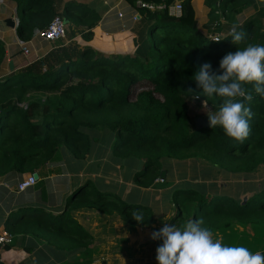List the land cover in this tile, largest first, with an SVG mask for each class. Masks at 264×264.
Here are the masks:
<instances>
[{
	"label": "trees",
	"instance_id": "obj_1",
	"mask_svg": "<svg viewBox=\"0 0 264 264\" xmlns=\"http://www.w3.org/2000/svg\"><path fill=\"white\" fill-rule=\"evenodd\" d=\"M12 1L17 3L16 32L22 42L30 41L58 14L70 28L66 40L54 41L47 54L0 78V176L30 169L31 164L34 170V166L55 158L62 147L79 159L85 158L92 148L86 129L114 132V156L123 163L137 161L133 167L140 169L134 182L148 189L162 178L163 158H199L221 172L237 175L264 167V98L255 93L252 84L244 85L254 98L250 104L245 102L251 110V131L243 143L227 137L219 125H195L188 105L189 98L198 96L199 102L205 100L212 110L219 109L222 98L203 95L195 73L206 62L219 73V62L226 53L250 44L264 45L260 18L240 24L238 15L223 5L213 8L209 22L199 28L193 0H184L180 17L171 15L167 8L152 11L138 6L139 0H126L140 11L145 26L138 32L133 54L106 55L72 39L77 34L86 42L93 39L101 16L88 4L69 0L59 12L57 0ZM141 1L170 5L175 0ZM234 24L246 34L237 45L231 42ZM6 53L0 42V69ZM162 179L168 183V175ZM93 186L87 181L76 190L67 201V210L54 221L43 218V210H34L20 228L22 216L28 212L24 210L9 216L7 230L14 235L37 233L59 248H88L91 235L70 209L93 207L119 214L125 222L141 227L157 221L151 207ZM171 190L173 224L202 220L201 227L213 236L220 235L225 245L264 254V181L259 185L249 182L237 196L227 189L214 195L193 188ZM243 192L249 194L243 198ZM134 211L143 215V222L133 218ZM243 231H253L255 243L250 244Z\"/></svg>",
	"mask_w": 264,
	"mask_h": 264
},
{
	"label": "crops",
	"instance_id": "obj_2",
	"mask_svg": "<svg viewBox=\"0 0 264 264\" xmlns=\"http://www.w3.org/2000/svg\"><path fill=\"white\" fill-rule=\"evenodd\" d=\"M67 1L69 0L56 1L59 12L64 9ZM76 1L84 2L96 10L100 14L101 20L93 29L94 36L91 41H84L80 34L72 38L74 41L81 45H91L106 55L133 54L135 52L138 32L142 31V26H145L138 9L133 8L126 0ZM193 2L198 15L199 28L204 27L209 22L213 8L225 5L226 8L238 15V23L240 24L250 18H260V31L264 32V4H261L260 0H193ZM220 12L222 13L221 10ZM119 13H122L121 17ZM134 16L137 17L136 20H134ZM17 25V3L12 0H0V42L6 46L7 50L0 69V78H4L30 64L52 49V47L49 48V43L53 44V42L44 40L37 33L30 41L22 42L16 32ZM67 27L70 28L69 22H67ZM67 42L69 43L70 39H67ZM23 44L30 47L31 54L26 55L23 52ZM11 61L14 63L13 68L10 66ZM98 134L93 136L91 151L83 159L75 157L66 148L67 151L60 150L51 161L34 166V170L32 169L34 164H31L30 169L12 171L0 176V229H7V220L10 215L24 210L28 212L22 216L23 222L18 221V224L21 222L20 228H24V221L30 218L33 214L31 211L34 210H43L45 214L42 217L54 221L55 216L67 210L69 197L87 181L96 182L99 179L107 181L118 178L123 187L127 186L129 183L122 179V176L124 177L121 172L120 162L122 161L113 153L114 135L104 136L105 139H108V142L104 144L101 138L103 134L100 132ZM112 157H115V163L111 167V173H107L104 163ZM139 169L138 166L134 172ZM34 172L39 175L36 183L24 190H19L18 185ZM133 185L146 191L148 189L137 185L134 181ZM94 187L96 188L95 184L92 188L94 189ZM100 190L114 192L111 189ZM126 190L125 188L123 192L125 193ZM138 202L141 203V201ZM154 202L157 206H161L160 200H154ZM170 209L168 216L160 217L161 212L155 213L158 218L157 221L148 227H141L125 222L119 214H107L93 207L73 208L70 209V213L91 235L92 242L88 248L66 245L59 248L58 245L47 241L37 233L16 232L13 243L0 251V264H94L100 255L122 253L119 250L115 252L110 248L108 250L100 248L97 241L102 238L94 233L92 223L87 219L92 221L97 218H118L124 223L122 226L127 225L131 231L135 232L137 229L139 231L147 230L158 223L173 224L171 217L174 211L172 208ZM182 224L173 225L181 228ZM9 226L11 227L10 224Z\"/></svg>",
	"mask_w": 264,
	"mask_h": 264
},
{
	"label": "clouds",
	"instance_id": "obj_3",
	"mask_svg": "<svg viewBox=\"0 0 264 264\" xmlns=\"http://www.w3.org/2000/svg\"><path fill=\"white\" fill-rule=\"evenodd\" d=\"M260 3L264 4V0ZM237 29L234 24L230 33L234 45L246 39V34ZM219 70L214 72L211 63L206 62L194 77L203 95L222 98L217 111H207L209 127L219 125L227 137L243 143L251 131V110L245 102L250 104L254 98L244 85L252 84L255 93L264 98V45L250 44L243 50L226 53ZM132 216L138 222L144 221L141 213L134 211ZM202 223L190 219L181 228L166 223L154 231L150 238L162 240L156 248L158 264H264V254L225 245L221 239H214L208 228L201 227Z\"/></svg>",
	"mask_w": 264,
	"mask_h": 264
},
{
	"label": "rangeland",
	"instance_id": "obj_4",
	"mask_svg": "<svg viewBox=\"0 0 264 264\" xmlns=\"http://www.w3.org/2000/svg\"><path fill=\"white\" fill-rule=\"evenodd\" d=\"M52 45L53 44L49 43V48H51ZM188 105L189 114L195 125L200 126L209 124L207 111H214L210 106L204 107L196 97L189 98ZM86 131L90 133L91 142L93 136L99 135L98 132L103 134L101 138L104 144L108 142V139H105L104 136L110 137L113 134L115 137V133L109 130L94 132L96 130L86 129ZM60 150L67 151L66 147H62ZM114 160L115 157H112L104 163L107 173H111L110 170L115 163ZM133 162L137 161L120 162L122 166L121 172L124 175L122 179L129 183L127 186L123 187L118 178L107 181L99 179L93 183L97 190L111 189L122 199L132 198L141 201L143 205L151 207L154 213L159 214L161 212L162 214H159L160 217L170 214L169 211H171L170 208L172 206V187L173 189L176 187L199 189L201 191L204 190L206 193L211 192L213 193L212 195H214L216 191L221 193L223 191V193H225V189H227L233 196H237L239 194V189L245 190L248 188L249 182H255L259 185V183L264 181V167L255 173L237 175L235 173H228L227 171L221 172L215 165L199 158L186 160L163 158L162 162L165 168L163 170L166 171L165 177L168 175V183L165 184L164 180L160 178L153 187L146 191L143 188L133 185L134 176L132 177V175L138 172V170L134 172L137 167H133ZM125 188L127 190L124 193L123 190ZM245 194L248 195L249 193L243 192V194L240 195L244 198L246 197ZM154 200H160L162 202L161 206H157ZM87 221L92 223L94 233L100 235L99 238H102L97 241V243L100 244V248H105L107 250L110 248V250H115V252L119 250L122 253L100 255L98 259L95 260L94 264H158L155 259L156 248L162 244V240H153L150 237L154 231L161 229L165 223H158L147 230L139 231L137 229V231L133 232L127 225L122 226L124 223L118 218H97L92 221L87 219ZM243 234H245L250 244L255 243L256 239L253 231H243ZM213 238L221 239V236H213Z\"/></svg>",
	"mask_w": 264,
	"mask_h": 264
},
{
	"label": "built area",
	"instance_id": "obj_5",
	"mask_svg": "<svg viewBox=\"0 0 264 264\" xmlns=\"http://www.w3.org/2000/svg\"><path fill=\"white\" fill-rule=\"evenodd\" d=\"M183 2L184 0H175L173 4L167 5L165 3L155 4V3L143 2L139 0L137 4L142 8H146L152 11L163 10L167 8L171 15L180 17L183 12ZM119 16L121 17L122 13H119ZM136 19L137 17L134 16V20ZM37 34H39L41 38L49 42H54L60 39H66L67 22L61 15L59 14L55 15L48 24V26L45 29L39 31ZM218 39H219L218 36H213V40H218ZM22 50L26 55L31 54V49L26 44L22 45ZM196 98L199 99L198 96ZM201 104L204 107H209V105L205 100H201ZM35 183H36V179L31 175L27 179L22 181L18 185V188L19 190H24ZM13 241H14L13 233H11L7 229H0V251L4 249L6 246L12 244Z\"/></svg>",
	"mask_w": 264,
	"mask_h": 264
},
{
	"label": "water",
	"instance_id": "obj_6",
	"mask_svg": "<svg viewBox=\"0 0 264 264\" xmlns=\"http://www.w3.org/2000/svg\"><path fill=\"white\" fill-rule=\"evenodd\" d=\"M10 66H11V68L14 67V63H13L12 61L10 62ZM205 125H208V124H203V125H200L199 127H202V126H205ZM165 175H166V171H165V170H162V172H161V177L163 178V177H165ZM32 176H33L36 180L39 178V175H38L37 172H34V173L32 174Z\"/></svg>",
	"mask_w": 264,
	"mask_h": 264
}]
</instances>
